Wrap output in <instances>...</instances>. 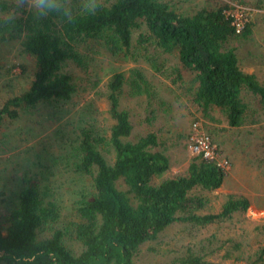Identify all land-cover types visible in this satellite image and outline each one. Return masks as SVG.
<instances>
[{"label": "trees", "instance_id": "obj_1", "mask_svg": "<svg viewBox=\"0 0 264 264\" xmlns=\"http://www.w3.org/2000/svg\"><path fill=\"white\" fill-rule=\"evenodd\" d=\"M19 2L0 0V42L18 43V53L33 61V80L0 108V126L5 116L16 118L18 109L41 105L50 110L72 99L78 86L67 71L68 64L86 75L95 72L96 53L101 49L116 62L142 61L162 75L167 72L159 63L161 56L176 57L180 68L170 69L175 75L172 82L181 81L180 69L191 73L186 93L201 118L192 119L189 129L199 123L214 146L216 136L208 134L211 126L220 123L216 114L232 128L259 123V110L250 108L243 97L250 95L264 104V84L240 68L237 46L232 45L252 38L256 19L247 16L236 33L232 18L225 14L232 10L229 4L187 13L173 0H101L95 15H81L92 10L93 0H76L69 20L55 13L38 18L17 9ZM26 69L21 66V75ZM125 85L130 96L145 95L146 110L153 113L156 94L142 70L134 68L131 80L123 72L112 73L106 95L110 133L104 137L92 127L82 128L71 155V171L88 178V188L77 190L65 221L42 181L43 174L23 172L17 190L9 193L8 206L0 212V264H137L139 248L156 241L173 224L204 228L249 207L246 198L228 195L220 212L202 213L209 202L206 194L220 188L228 172L201 153L191 154L182 173L165 177L170 168L166 143L152 132L127 139L133 125L129 113L120 108ZM189 136L190 130L188 144ZM237 247L227 248L222 258L241 259L234 254ZM263 257L264 248L250 264ZM162 264L220 263L206 260L191 245Z\"/></svg>", "mask_w": 264, "mask_h": 264}, {"label": "rangeland", "instance_id": "obj_2", "mask_svg": "<svg viewBox=\"0 0 264 264\" xmlns=\"http://www.w3.org/2000/svg\"><path fill=\"white\" fill-rule=\"evenodd\" d=\"M174 2H180L178 8L187 13L202 7L212 8L235 2L247 12L246 15L251 20L256 19L252 38L244 42H232V45L237 46L240 68L254 74L264 84V0H173ZM17 48V42H0V108L11 95L20 94L33 80V61L21 56ZM96 58L97 69L90 74L88 72L89 75L75 65L68 64L67 71L78 86L75 96L69 101L61 102L50 110L41 105L32 110L18 109L16 118L4 117L0 126V212L5 211L8 206L9 193L17 190L23 172L29 171L37 175L43 174L42 181L54 195L62 219L68 220L71 200L77 196V190H81L80 186L88 188L90 184L88 178L71 171L75 138L79 130L89 127L101 131L104 137L109 135L112 123L106 114V95L109 77L114 72H123L131 80L134 68L142 70L156 94L152 104L153 113L149 114L146 110L147 97L130 96L128 86L123 87L120 108L129 113L133 125L131 137L127 139L133 140L136 134L152 132L157 135L158 140H163L166 143L164 153L168 156L170 167L165 177L176 176L187 167L191 156L186 140L190 122L194 118L201 120L198 109L190 102V96L186 93L190 87L191 73L180 69L181 81L178 79L172 82L175 75L170 74V69L180 67L176 57L167 54L159 59V63H164V70L167 72L165 75L155 73L142 61L116 62L102 49L96 53ZM22 65L27 68L23 75ZM243 99L250 108L259 110V123L232 128L218 114L215 115L220 123L211 126V129L217 133L214 135L210 130L211 134L208 135L212 138L216 136L214 140L217 150L220 148V156L228 158L231 163L221 187L206 194L209 202L202 213L220 212L228 195L246 198L249 207L240 214L215 221L204 228L190 229L180 223L173 224L156 241L139 248L134 258L137 264L165 263L179 257L191 245L201 251L206 260L214 263L250 264L258 259L259 252L264 248V129H261L264 128V104H258L250 95H245ZM161 102L162 105L159 104ZM149 117L150 121H145ZM220 128L224 131H219ZM46 172L50 174L46 176ZM235 245L238 247L234 254L241 256V259H223L225 250L228 248L232 251ZM257 264H264V257Z\"/></svg>", "mask_w": 264, "mask_h": 264}, {"label": "built area", "instance_id": "obj_3", "mask_svg": "<svg viewBox=\"0 0 264 264\" xmlns=\"http://www.w3.org/2000/svg\"><path fill=\"white\" fill-rule=\"evenodd\" d=\"M230 3L231 4H228L232 7V10L225 12V14L232 18L235 32L240 33L246 22L247 12H245L244 9H241V6L237 3ZM188 147L191 154L201 153L204 159L214 161L222 170L228 171L230 168V162L220 156L216 146L212 145L209 138L201 131L199 123L194 122L191 125Z\"/></svg>", "mask_w": 264, "mask_h": 264}, {"label": "clouds", "instance_id": "obj_4", "mask_svg": "<svg viewBox=\"0 0 264 264\" xmlns=\"http://www.w3.org/2000/svg\"><path fill=\"white\" fill-rule=\"evenodd\" d=\"M76 0H20L16 8L22 11H28L38 18H43L49 14L55 13L59 16H67L69 20L73 19V11L76 9ZM101 5L97 0H93L91 11L83 12L81 15H95Z\"/></svg>", "mask_w": 264, "mask_h": 264}, {"label": "crops", "instance_id": "obj_5", "mask_svg": "<svg viewBox=\"0 0 264 264\" xmlns=\"http://www.w3.org/2000/svg\"><path fill=\"white\" fill-rule=\"evenodd\" d=\"M246 73H248V74H251V73H249V72H246ZM259 82H260V80L259 79H257ZM261 83V82H260Z\"/></svg>", "mask_w": 264, "mask_h": 264}]
</instances>
